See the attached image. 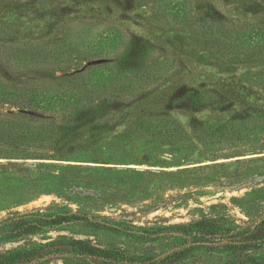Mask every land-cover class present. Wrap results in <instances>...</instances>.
<instances>
[{
	"label": "rangeland",
	"instance_id": "obj_1",
	"mask_svg": "<svg viewBox=\"0 0 264 264\" xmlns=\"http://www.w3.org/2000/svg\"><path fill=\"white\" fill-rule=\"evenodd\" d=\"M120 2L0 0V41L60 43L73 28L91 43L113 26L162 50L104 45L103 58L118 51L139 71L117 81L123 103L103 128H81L71 149L0 158V254L31 252L10 264H96L61 251L83 240L147 264H236L220 235L203 233L264 213V63L248 58L253 50L217 53L203 26L223 35L264 23V0H190L192 27L167 24L152 1ZM208 7L229 23L209 20ZM247 255L264 264V246Z\"/></svg>",
	"mask_w": 264,
	"mask_h": 264
},
{
	"label": "trees",
	"instance_id": "obj_2",
	"mask_svg": "<svg viewBox=\"0 0 264 264\" xmlns=\"http://www.w3.org/2000/svg\"><path fill=\"white\" fill-rule=\"evenodd\" d=\"M114 1L121 3L120 0ZM141 1L154 2L156 13L169 25L193 26L188 14L190 0ZM208 13L209 20L218 24L229 23L224 15L211 7H208ZM203 29L210 35V43L217 53L222 55L225 47L245 54L253 50L248 58L264 63V23L249 25L241 32L227 31L223 35L211 32L209 27L203 26ZM68 30L69 35L60 43L25 44L16 38L0 41V158L11 159L14 154L37 158L60 144L71 149L74 146L70 144L79 137L81 128H87L93 135L103 128L101 120L118 111L123 103L115 95L117 81L139 71L137 64L129 62L118 51L110 58H103L104 53L109 55L104 45L112 48L117 38L125 43L124 49L133 51L141 47L162 51L147 39L113 26H108L106 32H99L96 42L91 43L73 28ZM99 60L103 62L98 63ZM104 73L108 74L106 81L101 80ZM217 95L225 100L224 105L228 107L230 102L221 94ZM141 97L137 96L133 101ZM114 126L110 124L108 129ZM66 219L60 218L54 223ZM208 224V221L196 223L203 229ZM224 232L227 233H219L211 225L210 230L203 234L205 238L220 235V241L215 243H222V247L234 255L236 264L257 262L247 253L264 246V213L245 228ZM64 248L61 251L96 264H147L128 257L124 252L97 248L83 240H71ZM30 253L24 252L11 259L1 253L0 264H10L14 260L22 262Z\"/></svg>",
	"mask_w": 264,
	"mask_h": 264
}]
</instances>
